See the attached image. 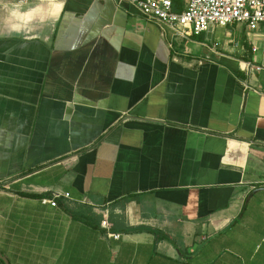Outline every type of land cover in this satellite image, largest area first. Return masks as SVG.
<instances>
[{
	"label": "crops",
	"instance_id": "1",
	"mask_svg": "<svg viewBox=\"0 0 264 264\" xmlns=\"http://www.w3.org/2000/svg\"><path fill=\"white\" fill-rule=\"evenodd\" d=\"M5 3L8 264H264V76L242 72L258 34L175 38L121 0Z\"/></svg>",
	"mask_w": 264,
	"mask_h": 264
},
{
	"label": "built area",
	"instance_id": "2",
	"mask_svg": "<svg viewBox=\"0 0 264 264\" xmlns=\"http://www.w3.org/2000/svg\"><path fill=\"white\" fill-rule=\"evenodd\" d=\"M121 1L132 4L147 21L170 29L175 38L198 37L214 27L243 26L247 32L258 34L262 55L259 63H243L242 72L247 77L264 76V0H186L180 13L172 10L171 0ZM251 52L256 53L257 48L252 46ZM59 197L54 194L50 199H41V202L56 207ZM63 197L68 198V195ZM110 237L117 239L119 236Z\"/></svg>",
	"mask_w": 264,
	"mask_h": 264
},
{
	"label": "clouds",
	"instance_id": "3",
	"mask_svg": "<svg viewBox=\"0 0 264 264\" xmlns=\"http://www.w3.org/2000/svg\"><path fill=\"white\" fill-rule=\"evenodd\" d=\"M14 7V5H11L9 3H5V0H0V8L4 9L5 11H7L9 8ZM22 15L27 16V13H23ZM30 19V17H29ZM27 22V21H25ZM21 25L20 24H12L11 25V29L12 31H20Z\"/></svg>",
	"mask_w": 264,
	"mask_h": 264
},
{
	"label": "trees",
	"instance_id": "4",
	"mask_svg": "<svg viewBox=\"0 0 264 264\" xmlns=\"http://www.w3.org/2000/svg\"><path fill=\"white\" fill-rule=\"evenodd\" d=\"M138 231H146L149 233H152L155 237L160 238V239H165L164 236H162L159 232L155 231V230H150V229H140Z\"/></svg>",
	"mask_w": 264,
	"mask_h": 264
},
{
	"label": "water",
	"instance_id": "5",
	"mask_svg": "<svg viewBox=\"0 0 264 264\" xmlns=\"http://www.w3.org/2000/svg\"><path fill=\"white\" fill-rule=\"evenodd\" d=\"M0 260H1L4 264H8L7 260H5L1 255H0Z\"/></svg>",
	"mask_w": 264,
	"mask_h": 264
}]
</instances>
